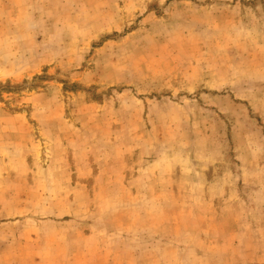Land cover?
I'll use <instances>...</instances> for the list:
<instances>
[{
	"label": "rangeland",
	"instance_id": "rangeland-1",
	"mask_svg": "<svg viewBox=\"0 0 264 264\" xmlns=\"http://www.w3.org/2000/svg\"><path fill=\"white\" fill-rule=\"evenodd\" d=\"M0 264H264V0H0Z\"/></svg>",
	"mask_w": 264,
	"mask_h": 264
}]
</instances>
